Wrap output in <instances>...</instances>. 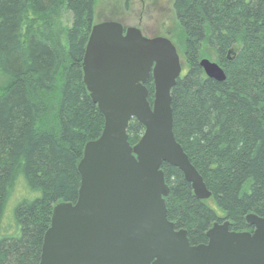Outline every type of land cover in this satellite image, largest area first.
<instances>
[{
  "label": "trees",
  "instance_id": "1",
  "mask_svg": "<svg viewBox=\"0 0 264 264\" xmlns=\"http://www.w3.org/2000/svg\"><path fill=\"white\" fill-rule=\"evenodd\" d=\"M61 7L69 22L56 29ZM93 7L94 0H0V264L39 263L52 209L75 202L84 145L102 131L81 70ZM172 7L184 66L170 90L172 131L210 197L196 198L175 166L160 169L167 219L197 245L215 222L243 232L252 230L248 214L264 217V0ZM203 57L224 80L205 75ZM145 87L151 104V77ZM142 133L132 118L129 143Z\"/></svg>",
  "mask_w": 264,
  "mask_h": 264
},
{
  "label": "water",
  "instance_id": "2",
  "mask_svg": "<svg viewBox=\"0 0 264 264\" xmlns=\"http://www.w3.org/2000/svg\"><path fill=\"white\" fill-rule=\"evenodd\" d=\"M199 65L208 78L224 80L217 63L203 58ZM81 70L103 128L84 145L75 202L52 209L38 264H264V217L248 214L252 230L243 232L231 231L226 220L215 222L207 242L197 245L167 219L163 162L182 172L196 198L210 197L173 135L170 90L181 64L171 41L117 21L95 23ZM132 118L143 126L134 145L127 135Z\"/></svg>",
  "mask_w": 264,
  "mask_h": 264
},
{
  "label": "rangeland",
  "instance_id": "3",
  "mask_svg": "<svg viewBox=\"0 0 264 264\" xmlns=\"http://www.w3.org/2000/svg\"><path fill=\"white\" fill-rule=\"evenodd\" d=\"M172 4L173 0H94V24L117 21L124 28H138L145 37L162 36L169 39L177 50L183 70L182 34L175 20ZM68 19V13L61 7L56 29L65 28ZM237 49L234 46L231 51L236 53ZM217 213L221 215L219 210Z\"/></svg>",
  "mask_w": 264,
  "mask_h": 264
}]
</instances>
